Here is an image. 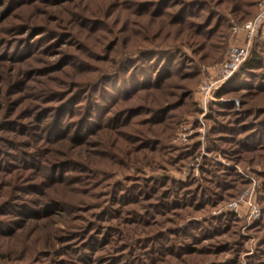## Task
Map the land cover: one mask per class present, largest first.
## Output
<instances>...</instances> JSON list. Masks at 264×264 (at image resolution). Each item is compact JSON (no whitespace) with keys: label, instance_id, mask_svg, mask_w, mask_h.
<instances>
[{"label":"rangeland","instance_id":"rangeland-1","mask_svg":"<svg viewBox=\"0 0 264 264\" xmlns=\"http://www.w3.org/2000/svg\"><path fill=\"white\" fill-rule=\"evenodd\" d=\"M231 7L0 0V264H264V25L219 74Z\"/></svg>","mask_w":264,"mask_h":264},{"label":"built area","instance_id":"built-area-1","mask_svg":"<svg viewBox=\"0 0 264 264\" xmlns=\"http://www.w3.org/2000/svg\"><path fill=\"white\" fill-rule=\"evenodd\" d=\"M264 25V0H259L257 11L250 19L241 25L233 26L234 42L228 48L224 59L214 69L221 75H227L237 70L246 59L252 38L258 29Z\"/></svg>","mask_w":264,"mask_h":264},{"label":"trees","instance_id":"trees-1","mask_svg":"<svg viewBox=\"0 0 264 264\" xmlns=\"http://www.w3.org/2000/svg\"><path fill=\"white\" fill-rule=\"evenodd\" d=\"M258 1L259 0H255L254 2H250L248 0H229L230 4L232 5L231 9L236 8L241 11L243 8L245 10L246 7L253 6L255 8V11L254 12L248 11V13H250V17H252L256 13ZM242 12H245V11H242ZM255 60L256 59L254 57L249 56V58L245 59L243 63L239 66L240 70H244V68L250 67L252 65V61H255Z\"/></svg>","mask_w":264,"mask_h":264}]
</instances>
